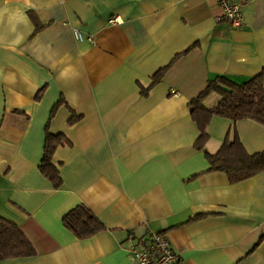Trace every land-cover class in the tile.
Instances as JSON below:
<instances>
[{
  "label": "crops",
  "instance_id": "crops-1",
  "mask_svg": "<svg viewBox=\"0 0 264 264\" xmlns=\"http://www.w3.org/2000/svg\"><path fill=\"white\" fill-rule=\"evenodd\" d=\"M232 1L239 28L215 0H0V218L36 253L0 264H130L153 234L176 264H264V172L237 183L208 172L188 107L218 77L241 85L264 71V0ZM233 127L248 153L264 150L263 126L213 117L207 152ZM46 132L67 140L52 157L59 189L38 169ZM80 204L104 227L86 240L62 224Z\"/></svg>",
  "mask_w": 264,
  "mask_h": 264
},
{
  "label": "trees",
  "instance_id": "trees-1",
  "mask_svg": "<svg viewBox=\"0 0 264 264\" xmlns=\"http://www.w3.org/2000/svg\"><path fill=\"white\" fill-rule=\"evenodd\" d=\"M29 17L35 27L34 32H38L42 25L32 13ZM181 56L182 54L177 55L167 67L158 70L151 78L150 87L142 90V94L147 95L153 86L160 83L167 70ZM212 93H217L220 100L215 106L207 109L203 103ZM58 105L59 103L54 109ZM188 107L191 119L199 131L194 148L204 154L209 164L208 172L224 173L230 183L241 182L264 172V150L248 153L234 127L229 138H226L215 154L208 153L205 148L209 139L206 130L213 117L229 120L233 126L240 120H251L264 127V71L241 85L218 77L192 98ZM77 120L78 117L74 115L69 124ZM65 144L67 140L62 134L52 135L46 132L43 156L38 169L42 176L51 182L54 189L61 187L62 180L58 168L52 164V157L55 150ZM62 224L78 240L89 239L104 230L97 217L82 204L70 210L62 218ZM35 254L33 245L24 233L16 225L0 218V261L26 258Z\"/></svg>",
  "mask_w": 264,
  "mask_h": 264
},
{
  "label": "built area",
  "instance_id": "built-area-1",
  "mask_svg": "<svg viewBox=\"0 0 264 264\" xmlns=\"http://www.w3.org/2000/svg\"><path fill=\"white\" fill-rule=\"evenodd\" d=\"M222 10L220 20L226 21L231 27L239 28L243 23L242 9L244 4L242 2H234L232 0H215ZM119 22L118 18H113L109 21L110 24ZM73 36L76 41H87L93 43L91 37H86L78 29H73ZM172 95L178 96L175 91ZM130 237L129 240H132ZM136 244L129 251L130 264H176L177 257L173 253L171 244L162 234H153L148 237L146 241H136Z\"/></svg>",
  "mask_w": 264,
  "mask_h": 264
}]
</instances>
